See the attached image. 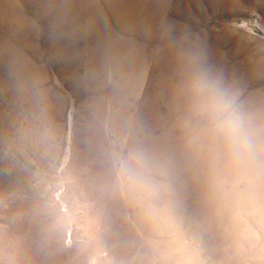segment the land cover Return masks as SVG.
Instances as JSON below:
<instances>
[{"label":"rangeland","instance_id":"1","mask_svg":"<svg viewBox=\"0 0 264 264\" xmlns=\"http://www.w3.org/2000/svg\"><path fill=\"white\" fill-rule=\"evenodd\" d=\"M121 1L132 7V26L98 0L110 27L142 46L149 61L208 48L206 64L223 73L246 107L254 102L264 111V0H186L182 7ZM46 3L54 13H44L38 0H0V264H264V175H257L264 171V156L242 166L201 144L204 160L185 163L208 175L209 165L217 167L224 184L221 191H208L205 204L191 195L200 178L181 184L171 171L145 170L138 152L147 151L141 141L146 106L138 89L123 87L122 66L98 65L84 49L97 40L83 13L68 29L58 10L62 1ZM157 13L166 14L161 33L145 24L155 23ZM67 35L77 39L72 48ZM186 69L172 67L175 86ZM175 100L185 108L182 94ZM158 108L167 112L166 99ZM161 130L154 128L156 135ZM182 131L175 128L174 134Z\"/></svg>","mask_w":264,"mask_h":264},{"label":"bare ground","instance_id":"2","mask_svg":"<svg viewBox=\"0 0 264 264\" xmlns=\"http://www.w3.org/2000/svg\"><path fill=\"white\" fill-rule=\"evenodd\" d=\"M62 5H58V10L60 11V15L64 20L65 27L68 29H71V26L74 27L77 16L80 13H83L87 18H84V20L87 22L86 26L89 30H93L96 38V43H87L85 44L84 49L88 51V54L92 53V57L96 58V63L102 64L106 63L107 61H110L111 64H114V69L116 70L118 66H122L123 70L120 76H122L123 80V87H127L129 90L138 89L139 96L142 98L145 106L146 111L143 114L142 118L147 121L145 123L146 129L145 134L142 137V143L147 149L146 154L138 152L139 155H142V163H144V166H147L145 170L150 169L151 170H157L159 171L161 169V172L163 171H171L174 175L178 176L179 181L181 184H186V180L188 177L194 176L196 178H200V180L196 183V187H194V191H192L191 195L193 198H195L198 201L205 202V197H207L208 191L210 189H217L221 191L223 188V178L220 175L219 169L217 167H214L213 165H209V175L207 174L206 170H202L201 172L196 171V169L190 165L188 162L185 163V161H198L201 162L204 160L201 150V144H210L215 146L207 137H204V135L200 132L199 128L195 125V123H188L186 122L185 118V108L182 107V105H177L175 97L177 94H182L180 90V85L175 86L173 83V73L172 67L174 65H180L182 70L186 69L187 63L191 62L192 65L198 64L201 59L205 62V54L208 50L205 49L204 52H198L196 48H192L191 51H180L176 50L172 53H169V55H159L158 59L154 58L152 61H149L146 57L145 49L142 46L137 45L133 40L122 38L120 37L115 30H113L110 27L108 19L103 15L98 0H61ZM108 6H114V13L116 18L120 19V21H127L131 26L132 24L131 19L133 18L132 13L131 14V6H128L124 3H122L121 0H118L117 3L113 5V0H104ZM163 4L169 3L170 5H175L176 7H182L184 6V3L186 0H162ZM201 1V0H200ZM80 4V6L77 8L73 7L75 4ZM187 2V1H186ZM154 3L159 5V0H154ZM39 7L44 13L52 14L54 13V10L46 3V0H38ZM106 4V5H107ZM188 4V3H187ZM134 11V10H133ZM132 11V12H133ZM135 12V11H134ZM2 13V12H1ZM165 16L166 14L163 13H157V19H155V23H149L147 20H145L148 23L146 24V28H150L157 33L164 32V23H165ZM2 17V16H0ZM2 19V18H1ZM6 18H4L5 20ZM7 20V19H6ZM135 20V19H133ZM141 21V19L139 18ZM154 20V19H153ZM137 21V20H136ZM126 22V23H127ZM9 23V22H8ZM137 23V22H136ZM10 24V23H9ZM142 24V23H140ZM144 25V24H142ZM127 26V25H126ZM130 26V27H131ZM140 28V26H139ZM142 29V28H141ZM144 30V29H143ZM148 32L147 30H145ZM2 32V31H1ZM73 32V31H72ZM151 32V31H150ZM152 33V32H151ZM154 34V33H153ZM164 34V33H162ZM161 34V35H162ZM161 37V36H160ZM62 39V38H61ZM77 40L74 36L72 38L70 36H66L65 40L71 48L73 47V43ZM53 41V40H52ZM56 41V40H55ZM63 41V40H62ZM54 44V43H53ZM56 44V43H55ZM61 44V43H60ZM59 44V45H60ZM62 45V44H61ZM66 45V44H65ZM76 45V44H75ZM204 45V43H203ZM68 46L66 49H68ZM63 47V46H61ZM66 47V46H65ZM60 48V47H59ZM75 48V47H74ZM76 49V48H75ZM61 50V49H60ZM66 52V50H64ZM84 51V50H83ZM86 51V52H87ZM63 52V51H61ZM229 52V51H227ZM74 53V51H73ZM181 53L183 54L181 58L177 59L176 54ZM226 53V52H225ZM224 53V54H225ZM230 53V52H229ZM78 54V53H76ZM74 55V54H73ZM80 55V54H79ZM233 55V54H232ZM226 56V55H225ZM79 57V56H78ZM227 57H229L227 55ZM74 58V57H73ZM171 58V59H170ZM76 60V59H75ZM78 60V58H77ZM76 60V61H77ZM209 62H212V58L209 57L207 59ZM221 60V59H220ZM170 61L173 62V65H170ZM229 62V61H227ZM206 63V62H205ZM109 64V63H108ZM110 64V65H111ZM94 65V64H93ZM97 65V64H96ZM105 65V64H103ZM102 65V67H103ZM113 66V65H112ZM91 68V67H90ZM227 68V67H226ZM92 70L95 68H91ZM91 70V71H92ZM88 71V70H87ZM94 72V71H93ZM178 72V71H177ZM230 72V71H229ZM73 73V72H72ZM74 73H76L74 71ZM92 73V72H91ZM233 73V72H232ZM230 73V74H232ZM94 74V73H92ZM223 74V73H222ZM77 75V74H76ZM229 75V73H228ZM92 76V75H91ZM80 77V76H78ZM183 77V76H182ZM77 78V77H75ZM232 78V77H231ZM227 79V78H226ZM81 81L83 79L80 78ZM236 80V79H235ZM231 83V82H230ZM235 83V81H234ZM181 84V83H180ZM232 84V83H231ZM237 85V84H236ZM239 87V84L237 85ZM166 95V96H165ZM183 95V94H182ZM249 96V94H248ZM254 96V95H253ZM257 96V95H256ZM259 97V95H258ZM166 99L167 102V112L163 114L160 109L158 108L159 100ZM257 99V97H256ZM262 99V98H261ZM264 99V98H263ZM253 100V99H252ZM251 101V100H250ZM255 101V100H253ZM263 101V100H262ZM96 103V102H95ZM260 103V102H259ZM246 104V103H245ZM249 109L253 110L256 114L259 120H264V111L254 105V102H250V104L247 106ZM263 108V107H262ZM264 109V108H263ZM138 122V121H137ZM138 124V123H137ZM141 125V124H139ZM158 125H161L162 130L161 132L156 135L154 132V128ZM143 126V127H145ZM184 127L186 131H182L178 135L174 134L175 128ZM142 127V126H141ZM142 127V128H143ZM188 127H190L192 132H189L187 134ZM140 129V128H139ZM161 129V128H160ZM196 131V132H195ZM203 140L205 142H203ZM216 147V146H215ZM217 148V147H216ZM218 150V148H217ZM142 151V150H141ZM219 151V150H218ZM220 153V151H219ZM218 153V154H219ZM179 157L181 160H184V163L179 160ZM197 157H200L201 160L197 159ZM140 158V157H139ZM229 160V159H228ZM158 161V162H157ZM180 161L179 163H177ZM231 160H229L230 162ZM218 162V160H217ZM256 163V162H255ZM242 166H247L248 162L240 163ZM262 165V163H260ZM206 165V164H205ZM234 166L233 164H231ZM207 166V165H206ZM149 167V168H148ZM260 167V166H259ZM250 167L243 168L245 170L249 169ZM144 170V171H145ZM192 170V171H190ZM138 172V171H137ZM148 172V171H147ZM178 172H181V174H178ZM158 173V172H157ZM200 175H199V174ZM247 174L252 175L253 173L250 172V170L246 171ZM139 175V173H137ZM141 174V172H140ZM246 174V175H247ZM261 174V175H260ZM149 175V174H147ZM159 175V174H158ZM157 175V176H158ZM162 175V174H160ZM226 175V174H225ZM229 175V174H228ZM227 175V176H228ZM236 175V174H235ZM255 175V174H254ZM259 177L264 175V171L258 173ZM165 176V175H164ZM237 176V175H236ZM140 177V176H139ZM142 177V176H141ZM144 177V176H143ZM146 177V176H145ZM149 177V176H147ZM151 177V176H150ZM149 177V178H150ZM154 177V176H153ZM169 177V176H168ZM173 177V176H172ZM225 177V176H224ZM255 177V176H254ZM257 177V176H256ZM156 178V177H155ZM193 178V177H192ZM252 178V177H251ZM151 179V178H150ZM195 179V178H194ZM231 179V178H230ZM233 179V178H232ZM138 180V178L136 179ZM153 180V179H152ZM155 180V179H154ZM172 180V179H171ZM244 180V178H243ZM170 181V180H169ZM190 181H192L190 179ZM237 181V180H236ZM246 181V180H245ZM139 182V181H138ZM141 182V181H140ZM154 182V181H150ZM230 182V181H229ZM235 182V181H233ZM239 182V181H238ZM241 182V181H240ZM143 183V182H142ZM147 183V182H146ZM194 183V182H193ZM236 183V182H235ZM234 183V184H235ZM247 183V182H245ZM145 184V183H144ZM178 184V183H177ZM195 184V183H194ZM150 185V184H149ZM152 185V184H151ZM233 185V183H232ZM137 186V185H136ZM157 186V185H156ZM170 186V184H169ZM172 186V185H171ZM183 186V185H182ZM195 186V185H194ZM238 186V185H237ZM264 186V185H263ZM174 187V186H173ZM173 187H171L173 189ZM147 188V187H146ZM149 188V187H148ZM169 188V187H168ZM231 188V187H230ZM234 188V187H232ZM239 188V187H238ZM237 188V190H238ZM141 189V188H140ZM158 189V188H157ZM170 189V188H169ZM186 189V188H185ZM193 189V188H192ZM229 189V188H228ZM177 190V189H176ZM188 190V189H187ZM226 190V189H225ZM236 190V191H237ZM240 190V189H239ZM150 191V190H149ZM154 191V190H153ZM163 191V190H162ZM170 191V190H169ZM213 191V190H212ZM218 191V192H219ZM168 192V190H167ZM173 191H171L172 193ZM188 192V191H187ZM211 192V191H210ZM209 192V193H210ZM224 192V190H223ZM230 192V191H229ZM228 192V193H229ZM235 192V191H234ZM165 193V192H164ZM175 193V192H174ZM226 192V194H228ZM231 193V192H230ZM239 193V192H238ZM169 194V193H168ZM176 194V193H175ZM219 194V193H218ZM223 194V193H221ZM237 194V193H236ZM246 194V193H245ZM179 195V194H178ZM214 195V194H213ZM217 195V194H215ZM233 195V193H232ZM253 195V194H252ZM149 196V195H148ZM153 196V195H152ZM167 196V195H166ZM170 196V195H169ZM176 196V195H174ZM181 196V195H180ZM179 196V199H180ZM184 196V195H183ZM211 196V193H210ZM224 196V195H223ZM248 196V195H247ZM256 196V195H253ZM261 196V195H260ZM145 197V196H144ZM156 197V196H155ZM235 197V196H234ZM238 197V196H237ZM240 197H242L240 195ZM257 197V196H256ZM141 198V197H140ZM166 198V197H165ZM175 197L174 199H176ZM182 198V197H181ZM212 198V197H211ZM221 198V196H220ZM225 198V196H224ZM248 198V197H247ZM252 198V197H251ZM262 198V197H261ZM145 199V198H144ZM154 199V198H153ZM159 199V197L157 198ZM173 199V198H172ZM176 199V200H179ZM192 199V198H191ZM219 199V198H218ZM223 199V198H222ZM226 199V198H225ZM232 199V198H230ZM235 199V198H234ZM238 199V198H237ZM240 199V198H239ZM249 199V198H248ZM264 199V197H263ZM168 200V199H166ZM210 200V199H209ZM229 201V199H227ZM242 200V199H240ZM250 200V199H249ZM256 200V199H255ZM259 199H257L258 202ZM135 201V200H133ZM154 201V200H153ZM165 201V200H164ZM208 201V200H207ZM218 201V200H217ZM232 201V200H231ZM236 201V200H235ZM253 201V200H252ZM262 201V200H261ZM260 201V202H261ZM136 202V201H135ZM162 202V201H161ZM169 202V201H168ZM171 202V201H170ZM173 202V201H172ZM176 202V201H175ZM201 202V203H202ZM213 202V201H212ZM211 202V203H212ZM220 202V201H218ZM233 202V201H232ZM250 202V201H249ZM256 202V201H255ZM256 202V203H257ZM259 202V203H260ZM144 203V202H143ZM200 204H196L201 205ZM202 203V204H203ZM211 203L209 205H211ZM221 203V202H220ZM223 203V202H222ZM254 203V202H253ZM138 204V202H137ZM168 204V203H167ZM172 204V203H171ZM181 204V202H180ZM184 204V203H183ZM189 204V203H188ZM205 204V203H204ZM228 204V203H227ZM231 204V203H230ZM229 204V205H230ZM245 204V203H244ZM250 204V203H249ZM152 205V204H151ZM169 205V204H168ZM179 205V204H178ZM177 205V206H178ZM208 205V204H207ZM205 205V206H207ZM213 205V203H212ZM211 205V206H212ZM216 205V204H215ZM223 205V204H222ZM226 205V204H225ZM241 205V204H240ZM254 205V204H253ZM148 206V205H147ZM155 206V205H154ZM157 207L159 205H156ZM166 206V205H165ZM162 205V207H165ZM231 206V205H230ZM233 206V205H232ZM237 206V205H236ZM264 206V205H262ZM151 207V206H150ZM170 207V206H169ZM173 207V206H172ZM176 206H174L175 208ZM179 207V206H178ZM199 207V206H198ZM214 207V206H213ZM216 207V206H215ZM214 207V209H215ZM242 207V206H241ZM247 207V206H246ZM249 207V206H248ZM259 207V206H258ZM145 208V206H144ZM160 208V207H159ZM181 208V207H180ZM188 208V207H187ZM211 208V207H210ZM217 208V207H216ZM222 208V207H220ZM219 208V209H220ZM230 209V207H228ZM227 208V209H228ZM255 208V206H254ZM253 208V209H254ZM260 208V207H259ZM147 209V208H146ZM150 209V208H149ZM153 209V208H152ZM157 209V208H156ZM169 209V208H168ZM178 209V208H177ZM197 209V208H196ZM202 209V208H201ZM232 209V208H231ZM230 209V210H231ZM236 209V208H235ZM238 209L239 206H238ZM171 210V209H170ZM186 210V209H185ZM237 210V209H236ZM233 210V211H236ZM242 210V209H241ZM147 211V210H146ZM154 211V210H153ZM157 211V210H156ZM161 211V210H159ZM202 211L203 210H199ZM205 211V210H204ZM217 211V210H215ZM222 211V210H221ZM229 211V210H228ZM238 211V210H237ZM236 211V212H237ZM260 212V210H258ZM149 212V211H148ZM173 212V211H172ZM196 212V211H195ZM219 212V211H218ZM247 212V211H246ZM251 212V211H250ZM262 212V211H261ZM141 213V212H140ZM161 213V212H160ZM185 213V212H184ZM189 213V212H188ZM187 213V214H188ZM207 213V212H206ZM243 213V212H242ZM258 213V212H257ZM152 214V213H151ZM150 214V215H151ZM176 214V212H175ZM179 214V213H178ZM200 214V213H199ZM239 214V212H238ZM237 214V215H238ZM261 214V213H260ZM140 215V214H139ZM155 215V214H154ZM164 215V213H163ZM169 214H167L168 216ZM171 215V214H170ZM173 215V214H172ZM183 215V214H182ZM203 215V214H202ZM205 215V214H204ZM234 214H232L233 217ZM240 215V214H239ZM257 215V214H256ZM263 215V214H262ZM165 216V215H164ZM180 216V215H179ZM190 216V215H189ZM149 217V215H148ZM156 217V216H155ZM160 217V216H159ZM169 217V216H168ZM196 217V216H195ZM204 217V216H203ZM208 217V215H207ZM216 217V216H215ZM241 217V216H240ZM239 217V218H240ZM141 218V217H140ZM146 218V217H144ZM176 218V217H175ZM197 218V217H196ZM205 218V217H204ZM218 217H216L217 220ZM230 218V217H228ZM260 218V217H259ZM263 218V217H262ZM149 219V218H148ZM159 219V218H158ZM183 219V217H182ZM192 219V218H191ZM189 219V220H191ZM201 219V218H200ZM199 219V220H200ZM207 219V218H206ZM210 219V217H209ZM227 219V218H226ZM236 219V218H235ZM238 219V216H237ZM264 219V218H263ZM262 219V220H263ZM136 220V219H135ZM153 220V219H152ZM151 220V221H152ZM155 220V219H154ZM157 220V219H156ZM162 220H165L164 218ZM169 220V219H168ZM167 220V221H168ZM177 220V219H176ZM185 220V219H184ZM205 220V219H204ZM228 220V219H227ZM242 220V219H241ZM260 220V219H259ZM143 221V220H141ZM147 221V220H146ZM179 221V220H178ZM194 221V220H193ZM207 221V220H206ZM209 221V220H208ZM222 221V220H221ZM226 221V220H225ZM234 221V220H233ZM144 222V221H143ZM175 222V220L173 221ZM181 222V221H180ZM201 222V221H200ZM215 222V221H214ZM218 222V221H217ZM230 222V221H229ZM243 222V221H241ZM137 223V222H136ZM141 223V222H140ZM149 223V222H146ZM144 223V224H146ZM157 223V222H156ZM182 223V222H181ZM196 223V222H195ZM198 223V222H197ZM202 222L201 224H203ZM222 223V222H221ZM220 223V225H221ZM236 223V222H235ZM248 223V222H247ZM246 223V224H247ZM263 223V221H262ZM164 224V222H163ZM192 224V223H191ZM219 224V223H217ZM224 224V223H223ZM139 225V224H138ZM147 225V224H146ZM159 225V224H158ZM180 225V224H179ZM193 225V224H192ZM198 224H196L197 226ZM200 225V224H199ZM206 225V224H205ZM216 225V224H215ZM219 225V226H220ZM234 225V224H232ZM249 225V224H248ZM140 226V225H139ZM149 226V225H148ZM151 226V225H150ZM161 226V225H160ZM170 226V225H169ZM187 226V225H186ZM204 226V225H203ZM208 226V225H207ZM217 226V225H216ZM222 226V225H221ZM243 226V225H242ZM241 226V227H242ZM246 226V225H245ZM143 227V225H142ZM145 227V226H144ZM153 227V226H151ZM155 227V226H154ZM200 227V226H199ZM202 227V226H201ZM200 227V228H201ZM213 227V225H212ZM150 228V227H149ZM158 228V227H157ZM161 228V227H159ZM164 228V227H163ZM190 228V227H189ZM205 228V227H204ZM211 228V227H210ZM248 228V227H247ZM156 229V228H155ZM167 229V228H166ZM170 229V228H169ZM176 229V228H175ZM179 229V228H177ZM187 229V228H186ZM191 229V228H190ZM199 229V228H198ZM218 229V228H217ZM154 230V228H153ZM200 230V229H199ZM208 230V229H207ZM202 231V230H201ZM144 232V231H143ZM150 232V231H149ZM154 232V231H152ZM161 232V231H160ZM168 232V231H167ZM170 232V231H169ZM187 232V231H186ZM196 232V231H193ZM163 233V232H162ZM172 233V232H171ZM207 233V232H206ZM209 233V231H208ZM236 233V232H235ZM240 232L236 233L239 234ZM170 234V233H169ZM187 234V233H186ZM165 235V234H164ZM183 235V234H182ZM185 235V234H184ZM199 235V234H198ZM145 236V235H144ZM167 236V235H166ZM165 236V237H166ZM180 236V235H179ZM232 236V235H231ZM236 236V235H235ZM240 236V234H239ZM156 237V236H155ZM186 237V236H185ZM147 238V237H146ZM157 238V237H156ZM161 238V237H160ZM174 238V236H173ZM180 238V237H179ZM235 238V237H234ZM238 238V237H237ZM240 238V237H239ZM153 239V237H152ZM163 239V238H162ZM176 239V238H175ZM255 240V239H254ZM156 241V240H155ZM161 241V240H159ZM168 241V240H166ZM158 242V240H157ZM175 242V241H174ZM156 243V242H155ZM163 243V240H162ZM161 243V244H162ZM173 243V241H172ZM176 243V242H175ZM181 243V242H180ZM160 244V243H159ZM174 244V243H173ZM179 244V243H178ZM170 245V244H169ZM160 246V245H159ZM166 246V245H165ZM172 246V245H171ZM183 246V245H182ZM164 247V245H163ZM162 247V248H163ZM180 247V246H179ZM184 247V246H183ZM168 248V247H167ZM174 248V246H173ZM172 248V249H173ZM178 248V247H177ZM165 249V248H163ZM170 250V249H169ZM178 250V249H177ZM182 250V249H180ZM179 251V250H178ZM168 252V251H167ZM170 252V251H169ZM181 252V251H180ZM188 252V251H187ZM160 253V252H159ZM166 253V252H165ZM164 253V254H165ZM172 254V253H170ZM191 254V253H190ZM168 256V255H167ZM172 256V255H171ZM161 257V256H160ZM170 257V256H169ZM173 257V256H172ZM176 257V256H174ZM179 257V255H178ZM162 258V257H161ZM181 259V258H180ZM160 260V259H159ZM165 260V258H164ZM168 260V259H167ZM163 261V260H162ZM171 262V261H170ZM163 263V262H162Z\"/></svg>","mask_w":264,"mask_h":264},{"label":"clouds","instance_id":"3","mask_svg":"<svg viewBox=\"0 0 264 264\" xmlns=\"http://www.w3.org/2000/svg\"><path fill=\"white\" fill-rule=\"evenodd\" d=\"M180 90L186 122L195 123L224 157L239 164L264 156V120L203 59L186 69Z\"/></svg>","mask_w":264,"mask_h":264}]
</instances>
